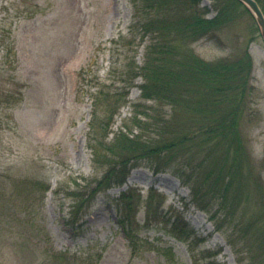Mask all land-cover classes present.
I'll return each instance as SVG.
<instances>
[{
    "label": "rangeland",
    "instance_id": "374dc122",
    "mask_svg": "<svg viewBox=\"0 0 264 264\" xmlns=\"http://www.w3.org/2000/svg\"><path fill=\"white\" fill-rule=\"evenodd\" d=\"M203 5L216 13L212 0ZM239 10L193 47L207 60L250 51L257 112L243 119L244 168L264 180V40ZM133 11L130 0H0V264H264L257 243L240 241L244 224L237 225L245 221L225 218L217 203L210 211L192 204L190 188L171 170L156 174L143 163L125 184L89 199L107 168L90 148L98 137L90 131L98 124L91 93H121L109 101L119 106L112 132L133 127L141 101L125 73L145 56L131 30ZM174 213L195 230L191 242L173 235Z\"/></svg>",
    "mask_w": 264,
    "mask_h": 264
},
{
    "label": "trees",
    "instance_id": "16d2710c",
    "mask_svg": "<svg viewBox=\"0 0 264 264\" xmlns=\"http://www.w3.org/2000/svg\"><path fill=\"white\" fill-rule=\"evenodd\" d=\"M130 1L131 30L144 44L145 56L143 64H131L125 73L141 88V101L130 118L133 127L124 124L112 132L110 122L119 106L109 101L121 93L103 88L91 93L96 109L108 103L102 115L95 109L92 122L98 124L90 129L98 136L90 145L94 161L107 168L89 199L123 185L143 163L155 173L171 170L190 188L192 204L210 211L217 203L225 218L243 219L245 223L237 225L238 229L244 224L240 241L257 243L264 258V180L260 174L254 176L251 165L245 172V160L250 158L241 132L252 107V55L245 46L230 56L207 60L193 47L236 21L240 7L252 17L250 11L239 0H212L216 9L212 17L202 0ZM257 1L264 10V0ZM251 23L252 32L258 31L255 21ZM138 78L141 82L136 84ZM256 112L252 109L251 115ZM110 133L112 140L107 141ZM74 196L82 198L79 193ZM83 203L77 204L79 209ZM135 216L124 220L134 221ZM169 217L173 235L191 242L195 230L186 217L180 213Z\"/></svg>",
    "mask_w": 264,
    "mask_h": 264
},
{
    "label": "water",
    "instance_id": "95a60500",
    "mask_svg": "<svg viewBox=\"0 0 264 264\" xmlns=\"http://www.w3.org/2000/svg\"><path fill=\"white\" fill-rule=\"evenodd\" d=\"M253 14L264 40V12L256 0H240Z\"/></svg>",
    "mask_w": 264,
    "mask_h": 264
}]
</instances>
